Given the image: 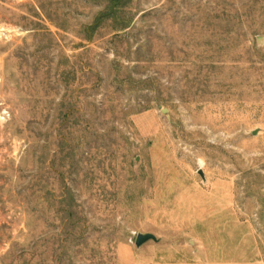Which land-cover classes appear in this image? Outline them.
<instances>
[{
    "label": "rangeland",
    "instance_id": "1",
    "mask_svg": "<svg viewBox=\"0 0 264 264\" xmlns=\"http://www.w3.org/2000/svg\"><path fill=\"white\" fill-rule=\"evenodd\" d=\"M117 1L0 0V264L264 262V0Z\"/></svg>",
    "mask_w": 264,
    "mask_h": 264
},
{
    "label": "crops",
    "instance_id": "2",
    "mask_svg": "<svg viewBox=\"0 0 264 264\" xmlns=\"http://www.w3.org/2000/svg\"><path fill=\"white\" fill-rule=\"evenodd\" d=\"M123 264H212L202 261H188V262H136V263H123ZM214 264H264V262H252V261H226L218 262Z\"/></svg>",
    "mask_w": 264,
    "mask_h": 264
},
{
    "label": "water",
    "instance_id": "3",
    "mask_svg": "<svg viewBox=\"0 0 264 264\" xmlns=\"http://www.w3.org/2000/svg\"><path fill=\"white\" fill-rule=\"evenodd\" d=\"M120 2H121V0H118L115 5H118ZM112 10H114V7H113ZM199 175L202 176V172L201 171H199ZM149 240L155 241L156 239H155L154 235H152L150 233H146V234L139 233L135 237L134 244H135L136 247H140L141 245H143L144 243H146Z\"/></svg>",
    "mask_w": 264,
    "mask_h": 264
}]
</instances>
